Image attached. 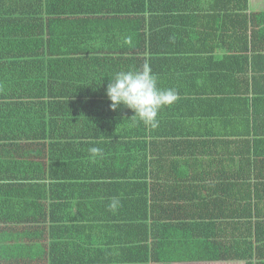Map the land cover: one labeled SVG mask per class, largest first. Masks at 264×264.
I'll return each mask as SVG.
<instances>
[{
	"label": "trees",
	"instance_id": "trees-1",
	"mask_svg": "<svg viewBox=\"0 0 264 264\" xmlns=\"http://www.w3.org/2000/svg\"><path fill=\"white\" fill-rule=\"evenodd\" d=\"M201 2L215 13L189 33L159 0H0V264H264L253 178L179 183L157 127L106 95L120 71L154 72L157 42L213 22L239 40L240 12L264 16Z\"/></svg>",
	"mask_w": 264,
	"mask_h": 264
},
{
	"label": "crops",
	"instance_id": "crops-1",
	"mask_svg": "<svg viewBox=\"0 0 264 264\" xmlns=\"http://www.w3.org/2000/svg\"><path fill=\"white\" fill-rule=\"evenodd\" d=\"M159 1L177 8L174 16L189 33L204 13H215L201 10L202 0H190L200 9L188 0ZM203 1L209 7L215 0ZM240 14L248 15V24L237 28L239 40H227V30H216L213 22L188 40L154 46L164 50L157 53L153 72L158 87L173 89L178 97L160 110L156 133L159 152L175 156L171 167L177 181L205 178L216 184L233 177L239 185L251 176L254 202L264 210V16L250 10ZM236 21L237 15L233 26Z\"/></svg>",
	"mask_w": 264,
	"mask_h": 264
},
{
	"label": "clouds",
	"instance_id": "clouds-1",
	"mask_svg": "<svg viewBox=\"0 0 264 264\" xmlns=\"http://www.w3.org/2000/svg\"><path fill=\"white\" fill-rule=\"evenodd\" d=\"M106 95L113 110L125 106L134 112L131 118H138L145 126L156 128L160 110L177 100L173 89H161L157 77L152 72L149 63L145 62L139 70L120 71L109 79ZM93 155H101V149L92 147ZM120 207V201L112 198L108 204L109 211L115 212Z\"/></svg>",
	"mask_w": 264,
	"mask_h": 264
}]
</instances>
